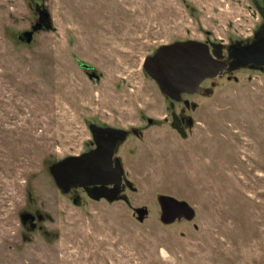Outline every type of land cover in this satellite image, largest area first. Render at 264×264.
<instances>
[{"label": "rangeland", "instance_id": "374dc122", "mask_svg": "<svg viewBox=\"0 0 264 264\" xmlns=\"http://www.w3.org/2000/svg\"><path fill=\"white\" fill-rule=\"evenodd\" d=\"M261 1L0 0V264H264V71L194 96L183 138L148 125L171 102L144 69L164 45L249 38ZM38 6L52 28L28 44ZM94 124L144 129L119 152L129 203L74 204L50 174L94 147ZM163 195L195 220L163 224ZM25 211L42 215L37 230Z\"/></svg>", "mask_w": 264, "mask_h": 264}, {"label": "water", "instance_id": "95a60500", "mask_svg": "<svg viewBox=\"0 0 264 264\" xmlns=\"http://www.w3.org/2000/svg\"><path fill=\"white\" fill-rule=\"evenodd\" d=\"M37 12L39 21L31 31L20 36L28 44L33 41L35 33L52 28L49 12L40 6L37 7ZM233 58L236 61L231 72L250 65L264 71V37L239 49ZM145 60L146 73L156 81L163 95L175 102H180L183 94L212 96L213 88L206 89L201 84L208 78L216 79L224 74V63L214 60L210 45L193 40L164 45ZM81 66L88 71L92 70L89 65ZM94 77L95 73L91 75V79ZM154 121L149 119V125ZM90 131L93 133L95 149L79 157L71 156L54 163L50 168L51 176L64 194H68L72 188H84L94 201L105 199L110 204L119 201L129 203L128 197L123 195L126 184L130 190L136 189L128 180L120 158L114 157L119 144L126 140L128 132L114 128L106 130L96 124L90 125ZM158 202L162 211L161 220L165 225L183 220L193 221L196 218L195 210L184 200L163 195L158 197ZM135 212L139 221H144V217L148 215L146 208L136 209ZM29 217L34 220L29 213L21 215L20 219L26 224Z\"/></svg>", "mask_w": 264, "mask_h": 264}, {"label": "flooded vegetation", "instance_id": "af4514ba", "mask_svg": "<svg viewBox=\"0 0 264 264\" xmlns=\"http://www.w3.org/2000/svg\"><path fill=\"white\" fill-rule=\"evenodd\" d=\"M255 12L259 15L258 23L255 25V27H254L255 30L252 32V34L249 36V38H247L245 40H236L235 42L230 41V42H228L229 44H225L224 42L215 43L209 39H206V41L204 43L210 45V52H211L214 60L218 63H221V62L224 63V65H223L224 68L222 70V72L224 74L222 75V77H218L216 79L208 78V80H205L201 84V86L203 88L208 89V87H210V86L216 88L217 80H220L222 78H226L228 81L236 82L238 80V78L235 76V74L239 70H254V71L260 70V69L252 68L250 65L248 68H239L236 71L231 72V69L233 68L234 63L236 61L235 58H233V56H235L236 52L241 48H245L247 46H250L252 43H254L256 41H259V39L261 37H264V0L261 1V4L260 3L257 4V2L255 3ZM194 96L203 97V98L205 97V96L200 95V94H194V95L183 94L182 100L180 102L172 101L168 97V99L171 102V104H170V106H171L170 116L169 117L166 116V118H164L163 121H154L152 123V125L151 124L149 125V123H148V125L150 127H152L154 125L155 126H161V125L168 124L180 136H182L183 138H187L188 132L192 131V129L195 125L193 118L190 116V112L192 110H195L196 108H198L197 103L192 101V98H194ZM185 101H187L189 103L186 104ZM148 121H149V119H148ZM99 127H101V126H99ZM101 128L108 130L109 128H112V127H101ZM126 132H128L126 140L123 141V143L119 144V146H118L119 148H118V150L114 156L115 158H117V157L120 158L119 152L123 148L124 143L128 139H130L132 137H143L144 136V129L143 128L142 129L140 128L137 130L131 129L130 131L126 130ZM93 141H94V137H93ZM94 149H95V144H94V147L90 151H92ZM90 151H88V152H90ZM122 163H123V161H122ZM127 189H129V188H128V185L126 184L125 192L127 191ZM125 192L123 193V195H125ZM68 194L71 195V199L73 200V203L75 201L76 204L80 203L82 194H86L89 197L87 191H85L84 188H82V189L81 188H72ZM68 194H65V195H68ZM102 200H105V199H102ZM25 213L31 214V216L34 217V220L32 219V217H29L26 220L27 221L26 224L22 223L23 226L25 228L28 227L32 231L37 230L38 223H40L42 221V215L41 214L39 215L38 213H33L31 211H25ZM25 213H22V215ZM161 213H162V211H161ZM20 218H21V215H20Z\"/></svg>", "mask_w": 264, "mask_h": 264}]
</instances>
